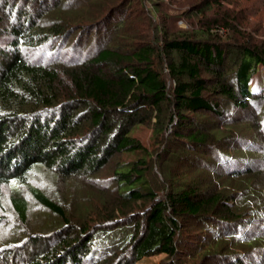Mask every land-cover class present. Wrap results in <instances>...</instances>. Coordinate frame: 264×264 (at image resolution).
I'll return each mask as SVG.
<instances>
[{
	"label": "trees",
	"instance_id": "obj_1",
	"mask_svg": "<svg viewBox=\"0 0 264 264\" xmlns=\"http://www.w3.org/2000/svg\"><path fill=\"white\" fill-rule=\"evenodd\" d=\"M30 1L42 5L0 0L8 13L5 31L12 38L9 45H0V199L10 188L8 204L23 226L19 231L29 229L32 213L23 188L61 223L1 245L0 264H135L157 255H166L165 264H264L262 255L252 251L264 243V234L251 228L257 211H248L246 194L221 185L218 190V183L177 192L165 188L153 180V165H159L162 180L167 179L164 170L172 167H161L165 156L159 147L150 151L134 135L152 125L158 142H169L167 155L173 157L179 142L183 155L212 154L214 167H207L212 174L219 166L230 178L251 175L253 168L233 155L213 152L214 133L193 115L205 111L220 117L226 105L260 112L264 42L248 34L220 0L194 5L199 20L189 29H171L152 12L150 34L135 31L126 45L107 36L112 17L125 3L111 6L108 19L93 16L91 23L78 25L63 14L45 16L51 9L47 2ZM44 4L47 10L41 9ZM210 6L217 13L206 16ZM231 30L244 41L222 43L221 34ZM76 33L79 37L70 44ZM92 34L93 40L88 39ZM260 115L258 127L264 129V112ZM129 152L146 157L124 164L120 158ZM40 170L88 181L106 171L111 173L107 186L115 185L116 192L105 199L100 194L95 225L78 224L59 196L31 182ZM244 184L248 192L254 183ZM192 224L212 232L211 238L197 234L194 240L187 231ZM121 237L117 247L114 240ZM200 243L207 248L197 252Z\"/></svg>",
	"mask_w": 264,
	"mask_h": 264
},
{
	"label": "rangeland",
	"instance_id": "obj_2",
	"mask_svg": "<svg viewBox=\"0 0 264 264\" xmlns=\"http://www.w3.org/2000/svg\"><path fill=\"white\" fill-rule=\"evenodd\" d=\"M44 1L45 3L47 2V7H51V9L47 11L48 13H45V16L51 15L52 17H56L63 14L69 21L78 25L91 23L89 19L93 16L96 18L100 16V19H108L106 16H108V11L111 6L116 5V3H125V6L120 8L116 13L114 16L115 18L112 17L113 20L110 21V24L113 26V30L111 29V33L109 32L107 36L111 37L112 42L115 44L120 43L126 45L127 42H130V35L133 36L135 31L140 34H150L152 27H149L148 19L152 12L156 13L157 18H159L161 23L164 21L167 25L169 23L168 26L171 29H189L191 24L195 26L197 20H199L194 14V5L198 3L206 5V2L209 0H43V2ZM220 1L224 10L229 9L234 16L240 19L239 22L242 21L240 23L248 34L252 33L256 41L264 42V0ZM17 2L20 3V5H25L27 0H17ZM12 3L15 2L12 1L11 4ZM28 3L31 4L32 8L35 5V1L31 2L28 0ZM40 4L41 3L37 2L34 7L39 8L42 5ZM60 5L62 8L56 11ZM156 5L159 6L157 11L155 10ZM47 7L44 4L41 9L47 10ZM215 8L216 6L207 7L205 11L206 16L207 14H216L217 8ZM8 9H10L9 6ZM191 12H193L192 15ZM7 14L8 13L0 7V45L2 46H7L12 42L9 33L5 31L9 27ZM105 30L106 29H101V32H104ZM93 34L89 36L88 39L93 40ZM221 35L222 43L226 40L228 41L232 39L239 40V42L244 41L241 36L233 35L232 30L224 32V34ZM78 37L79 33H76L72 40H70V44L74 43ZM107 40L110 41V39ZM165 66L166 63H164V67ZM167 72L168 71L166 70V73ZM166 77L168 78V73ZM262 79L264 80V69H261L260 78H258L263 85L264 83ZM260 109V112L258 113L250 107L237 109L235 106L226 105V107L224 106L223 108L224 111H221L222 115L220 117L211 112L209 113L205 111H199L193 115L196 119L202 120L203 123H208V130L214 133V142L212 143L215 148L213 152H216L218 149L226 153L228 152L239 160L242 165L247 164L248 167L253 168V173L251 175L239 176L236 177V179L230 178L229 175L227 176L218 168L219 166H216L215 174L210 173L211 168L214 167L213 163H215L214 156L212 154L206 155L195 151L186 154L184 153L183 155L184 147L178 145L179 142H176V147L173 149V157L167 155L166 148L169 142L165 143V139L163 138L159 141L161 142L160 145L153 134L152 125H145L138 128L134 131V135L146 144L150 151H154V149H158L159 147L161 153L165 156L163 157L165 161H161L163 165L160 163L161 167L163 166L165 169L164 164H170L172 167L171 171L164 170L167 179L162 180L159 172L160 167L155 163L153 165L155 171V174H153V180L156 178L159 179L161 182L165 183L164 186H169L176 192L183 187L195 186L198 183H204L205 185H208V187L213 184L216 186V183H218V190L221 185L231 188V192H235V189H238L239 192L241 191L244 195L246 194L245 197L247 201H245V204L247 203L250 206V208L248 207V211H257L255 218L257 222L251 227L252 230L256 231L257 234H264V232H262L264 231V129L261 126L260 128L258 127V120L261 119L262 116L260 113L264 112V105L262 108L260 107ZM186 156L192 157L195 163L187 162L186 158H184ZM142 157H146V155L143 153L129 152L122 155L120 160L124 164H127ZM209 165L212 167L210 166L211 168L207 169ZM110 176L111 173L105 171L102 175H97V177L94 178V181H88L83 177L60 179L51 171L40 170L34 172L31 182L34 186L45 190L46 193H50L55 197L59 196V199L64 202L65 208L67 207L70 215L69 218L72 219L73 222L82 224V220H84L89 223V225L93 226L98 220L96 218V211L99 203L101 204L102 202V198H107V195L113 196L115 193L113 195L111 193L114 191L116 192L115 185H110V189L107 186V184H109L108 180L110 179ZM251 181L254 183L252 189H248L249 191L245 192L246 185L244 183L248 182L251 184ZM104 190L108 192L102 193ZM22 191L27 201H29L30 206H32V213L28 219L30 230L26 229L25 232L24 230L19 231L22 230L23 226L20 225L19 220L12 213L11 205L8 204L11 190L10 188L5 187L0 199V247L3 244H10V242L22 240L27 233H44L50 231L52 226L61 223L60 219H56V217L51 215L48 216L44 208H40L38 204L34 203V201L32 202L27 189L23 188ZM100 194H102V198L100 197ZM245 207H241L242 211L248 213V211L245 210ZM137 209L140 210V207ZM248 216L250 215L248 214ZM246 219H248L247 215ZM187 227H189V229L186 228L188 229L187 231H189L194 237V240H196V236L201 235L202 237V235L206 234L200 227L194 226L193 224ZM131 230L132 229H130L129 232H131ZM211 233L212 232H208L206 235H209L208 237L211 238ZM115 241L117 247H119L122 245L123 239L121 237L115 239L114 242ZM260 245H262V247ZM260 245L259 247H255L252 251L256 254L262 255L263 260L264 243H260ZM202 246L203 244L201 243L197 246V249L199 250L197 252H200L201 249L207 248ZM99 249L101 250L102 248ZM165 260L166 255H157L139 260L135 262V264H165Z\"/></svg>",
	"mask_w": 264,
	"mask_h": 264
}]
</instances>
